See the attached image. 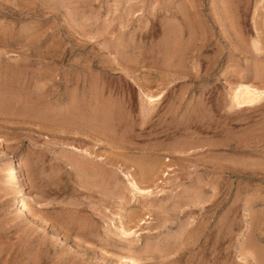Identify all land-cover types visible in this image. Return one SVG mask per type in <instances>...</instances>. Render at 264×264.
<instances>
[{"label": "rangeland", "instance_id": "rangeland-1", "mask_svg": "<svg viewBox=\"0 0 264 264\" xmlns=\"http://www.w3.org/2000/svg\"><path fill=\"white\" fill-rule=\"evenodd\" d=\"M239 84L264 89V0H0V264H264Z\"/></svg>", "mask_w": 264, "mask_h": 264}, {"label": "bare ground", "instance_id": "bare-ground-1", "mask_svg": "<svg viewBox=\"0 0 264 264\" xmlns=\"http://www.w3.org/2000/svg\"><path fill=\"white\" fill-rule=\"evenodd\" d=\"M147 98H148V100L150 102H154V101L157 100V98L154 97V96L153 97H148V94H147ZM262 99H264V89H262V88L260 89V88H257V87H254V86L248 85V84H239V85H237V87H236V89H235V91L233 92V95H232L233 104L235 106H238V107H241V108L242 107L243 108L244 107H246V108L247 107L248 108L249 107H253L256 104H258L259 102H261ZM8 167H9V163H8ZM9 170L11 171V175H14V172H12L11 169H9ZM148 175L146 176L147 178L151 177V175L149 177H148ZM126 177L128 179V184H129L130 190L132 191V193L134 195L152 196V194L154 193L155 190H156V192L160 191V189H158V187H159L158 183H153L152 182L151 186H150L152 188H150V187H142L140 184L137 183L135 178L132 177L130 174H126ZM24 196L25 195H24V192H23V187H22L21 184H19L17 190L13 192V196L11 198V206L14 208L15 212L18 215H21L23 217H31V218H33L34 214L32 215L29 212L28 207L26 205V201H25L26 199H25ZM43 227L49 229V231H51L53 233V235L58 236V237H62L61 234H59L55 229H53L52 227H50L46 223L43 225ZM122 231H123V234H125V235H130L131 233H133V232L127 233L123 229H122ZM101 255H103V254H101ZM130 261H132L134 263L136 262L135 260H133L131 258H130Z\"/></svg>", "mask_w": 264, "mask_h": 264}]
</instances>
